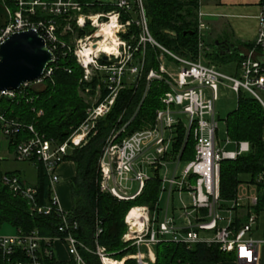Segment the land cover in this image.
Instances as JSON below:
<instances>
[{"label":"built area","instance_id":"built-area-1","mask_svg":"<svg viewBox=\"0 0 264 264\" xmlns=\"http://www.w3.org/2000/svg\"><path fill=\"white\" fill-rule=\"evenodd\" d=\"M13 2L16 10L12 14L5 10L9 18L0 28V44L10 34L33 30L52 53V63L54 53L61 49L65 50L72 54L76 64L81 68V81L89 83L94 76L97 84L93 94H90L89 87L82 88L81 91L85 95L90 94L89 98L92 97V100L84 109L82 122L63 142L48 140L36 133L32 124H21L0 114V138L3 141L6 142L20 132H26L28 136L15 144L12 160L16 163L34 161L40 163L47 179L49 196L45 203L37 204L35 188L23 184L13 175H3L2 185L13 195L24 199L30 212L43 215L54 212L60 217V223L56 228L59 236L43 237L35 230L20 229L0 234V264H45L44 260L53 256L54 240L61 242L73 264H85L78 247L96 255L100 264H104V259H113L97 243V236L101 231L97 223L92 236V249L89 250L73 237L71 232L76 228V224L66 219L65 212L58 208L56 198L50 193V189L58 180L56 169L65 160L69 151L73 147H79L95 132V124L107 115L118 92L130 85L135 86L139 81L146 45L155 48L158 53L155 57L157 69L148 70L144 76V93L150 82H162L167 88L160 98L162 108L154 112L153 123L149 128L135 131L114 143L115 136L123 132L124 126H121L106 140L97 161L98 189L118 200H129L138 195L145 182L156 174L159 179L158 199L160 194L165 193L166 204H169V196L175 193L179 202L176 210L182 225H176L172 217L167 215L158 220L157 203L151 211L146 206H133L138 209V216L132 217L135 218V226L126 220L128 210L124 216L126 230L121 237L124 241H130L136 248V252L130 257L136 264H152L154 257L148 256V250L161 240H170L183 243L187 248L196 243L216 245L220 252L231 254L235 264H258V246L264 243V238L251 237L258 218V213L254 211L258 200L257 189L253 195L246 196L244 220L238 226H235V221L241 216L236 214L235 208L239 207L240 201L234 197L228 200L229 204H223L224 200L219 198L218 191L220 163L234 161L237 157L249 153L250 145L245 141L232 142L225 135L223 144L219 146L214 102L218 86H221L236 98L241 93L252 98L264 113V64L258 61V57L264 58V7H260L254 16L256 22L254 46L236 62V71L227 76L206 61L205 55L209 51L205 47L203 33L205 15L199 9L196 17L194 59L172 54L154 42L146 28L141 2L134 0L137 17L133 23L139 31L137 39L134 42L119 39L117 44L112 46L116 48V53L97 52L92 57L90 53L86 61L81 56L83 48L73 51L70 42L66 44L59 38L72 33L71 24L77 28H83L85 24L92 26L96 23L97 17L104 18L100 25L108 24L113 15L118 17V24L121 26L119 31L113 30L115 37H118L131 22H119L120 12L130 13L133 5L131 0H112L114 10L91 15L82 14L80 6L71 0L50 2L13 0ZM37 11L38 14L48 15L50 18L35 19ZM55 18L63 22L58 32L59 26ZM94 37L97 38V35ZM90 38V34L82 37L88 46L96 43H90ZM80 41V38L76 39V42ZM166 59L174 66L176 73H170L164 68ZM99 60L102 63L97 64ZM51 72L52 69L48 66L38 79L23 83L16 91L0 92V98H13L15 93L38 88L50 77ZM128 78H132L134 82L131 83ZM101 90L104 92L103 96ZM36 115H40V112ZM178 124L184 131V138L191 134L194 141L193 158L183 162L181 169L178 168L179 154L172 153L171 150ZM228 145L232 148L225 149ZM170 164H173V169L169 175ZM254 180V187L256 184L264 185V172L258 174ZM134 184L136 187L131 193V185ZM181 194H186L189 202L185 203ZM220 211L225 212L226 216H221Z\"/></svg>","mask_w":264,"mask_h":264},{"label":"trees","instance_id":"trees-1","mask_svg":"<svg viewBox=\"0 0 264 264\" xmlns=\"http://www.w3.org/2000/svg\"><path fill=\"white\" fill-rule=\"evenodd\" d=\"M50 2L51 0H41ZM143 9L146 28L160 47L168 52L184 58L196 57V19L194 12L197 0H140ZM80 6V12L86 14L107 13L115 8L111 2L103 0H71ZM258 5L264 7V0ZM135 7V6H134ZM119 13V22L131 21L119 33L122 41H129L132 36L136 39L138 28L134 25L133 14ZM5 9L9 14L15 10L13 0L0 3V28L6 24ZM48 15L36 14L35 19L47 20ZM58 23L57 32L63 26L61 19L55 18ZM77 36L88 35V25L77 28L71 24ZM68 44L69 34L59 38ZM213 54H206L205 58L211 63L212 57L220 55L211 45ZM72 48V47H71ZM158 51L145 46L143 52V68L140 79L135 86L130 85L120 90L113 106L107 115L95 124V132L79 147H73L65 160L72 162L74 176L69 181L72 207L65 212L66 219L73 221L76 228L72 230L73 237L89 250L92 249V236L95 224H98L100 233L97 243L105 252L121 264L119 259L134 252V246L128 245L121 237L126 230L124 216L133 206H146L150 211L156 205L159 193V179L156 174L145 182L140 193L129 200H118L106 192L98 189L97 161L106 140L124 126L123 132L113 139L118 143L122 138L135 131L149 128L153 123L154 112L162 105L160 98L167 88L160 81L148 84L144 93V76L150 69L156 70L155 57ZM234 56L239 60V55ZM102 63L101 60L98 61ZM212 64V63H211ZM51 75L35 89H26L23 93H15L13 98H0V114L21 124H32L36 133L48 140L63 142L70 133L84 119L85 104L78 97L77 90L84 86L90 88L93 94L96 79L89 83L81 81L82 70L76 64L71 53L59 50L54 53V62L49 65ZM101 96L104 92L100 91ZM40 112V115H36ZM226 137L232 142L245 141L250 145L249 153L237 157L234 161H224L219 165L218 191L219 198L224 201L235 197L238 176L248 175L249 183L255 184V177L264 172V113L256 101L247 96L238 95L235 108L223 120ZM26 132H20L6 141L9 150H13L16 143L26 139ZM194 141L191 134L184 138V131L180 124L176 126L175 138L172 143V153L179 154L180 162H187L193 158ZM36 170L35 201L45 203L49 196L47 179L38 162H33ZM3 175H13L1 172L0 158V226L7 225L22 231L35 230L43 237L59 236L56 231L60 217L50 212L37 214L30 212L26 201L13 195L7 187L2 185ZM15 176V175H13ZM17 177V176H16ZM18 178V177H17ZM258 192L255 212L264 208V185L256 184ZM127 215V214H126ZM244 217L235 221L238 226ZM85 264H100L96 255L78 247ZM154 259L152 264H199L201 262H216L232 258L218 250L216 245L196 243L187 248L183 243L170 240H161L153 245ZM45 264H73L71 259L57 261L53 256L44 260ZM122 264H135L131 258H125Z\"/></svg>","mask_w":264,"mask_h":264},{"label":"crops","instance_id":"crops-1","mask_svg":"<svg viewBox=\"0 0 264 264\" xmlns=\"http://www.w3.org/2000/svg\"><path fill=\"white\" fill-rule=\"evenodd\" d=\"M5 1L6 0H0V3L3 4ZM106 1L112 2V0H106ZM258 3L259 0H200L199 1L197 5L198 9L202 14L205 15L203 21L210 22L216 28L218 22H224L229 27L228 33H225L223 28H221L217 33L218 36L221 35L223 38L220 40L222 41L220 43H223V46L215 48L216 51L220 53V56H223V54L235 53L238 54L240 58L241 56L244 55L242 54V52L245 50V46H247L249 43H252V41L255 38L256 22L254 20V16L258 13L260 9ZM222 19L224 21H219ZM230 35L232 38L230 37ZM4 145H5V149L2 153H0L1 168L4 167L2 169L3 173L13 174L17 176L18 179L23 184L33 187L36 183L35 165L29 162H24V163L14 162L12 160V150H9L7 148L6 142L4 143ZM56 174L58 180L55 183V185H53V187L50 189V193L55 196L56 204L58 208L63 212H67L72 207V200H71L70 187H69V181L74 176V166L72 162L67 160L61 162L56 169ZM130 192L131 193L133 192L132 185ZM235 197L240 201V205L239 207L235 208V212L237 215L243 218L245 214L246 197L238 198L236 193H235ZM165 198L166 201L163 207L160 208L159 199L157 202L158 220H160V218L163 215L171 216L174 223L176 225L181 226L182 220L181 218L178 217V211L176 210L177 205H173V203H171L170 205L166 204L167 202L166 195ZM181 198L185 203L189 202V198L188 196H186V194H181ZM229 203L230 201L226 202V204ZM257 230L258 228L256 224L255 230L251 232V237L255 239L264 238V229L260 230V233L256 235L255 231ZM55 243L58 244L59 250L61 251L60 257L55 259L57 261H67L69 259V256L67 255L64 246L58 240H54L52 242L53 256H54ZM148 256L152 258L154 257L153 248L148 250ZM199 264H235V262L232 258H228L216 262H201ZM258 264H264V243H261L258 246Z\"/></svg>","mask_w":264,"mask_h":264},{"label":"rangeland","instance_id":"rangeland-1","mask_svg":"<svg viewBox=\"0 0 264 264\" xmlns=\"http://www.w3.org/2000/svg\"><path fill=\"white\" fill-rule=\"evenodd\" d=\"M131 1L133 3L132 12H135V14H133L134 19H135V17H137V12H136L137 7H136V4H135L134 0H131ZM199 1L200 0H197V5H198ZM197 10H198V6H197V8H196V10L194 12L195 19L197 17ZM91 14H92L91 12H87L86 13V15H91ZM8 18H9V16L6 14L5 15V19L2 17L1 21L2 20L3 21L6 20V22H7ZM103 19L104 18H100V19L98 18L95 24H93L92 26H88L87 27L88 28V30H87L88 33L87 34H90V37H91L89 42L92 43V44L96 42L95 44H93L95 47L98 44H100V43H102L101 46L103 44L105 45V42H104L105 38L103 37L102 34H101L102 35L101 37L103 39H101V38L99 39V38H95L94 37L95 35L98 34L99 27H100L98 25H100L101 23L104 22ZM219 21H224V20L222 19V20H219ZM203 24H204V27H205L204 30H203L204 37H205V47H207V49L209 51L208 54H213V50L211 48L212 42L216 41L217 43H220V42H222L220 40L223 39L222 36L221 35L218 36L217 33L219 32V30L221 28L224 29L225 33H228V31H229L228 28L229 27L224 22H218L217 28L214 25H212L210 22L203 21ZM85 25H87V24H85ZM230 37H231V35H230ZM77 38H79V37L72 30V33H69V42H70L69 44L72 46L73 51H78V50H80L82 48H85V49L86 48L87 49L91 48V46H88L87 41H83L82 37H80L81 41L79 43L76 42ZM136 39H137V37H136ZM233 40H234V37H233ZM129 41L130 42H134L135 39L131 36L129 38ZM106 43H107V41H106ZM253 46H254V40L252 41V43H249L247 46H245V50L242 52V54H246L249 49H252ZM97 48H99V47H97ZM92 55L94 56L96 54L95 53H91L90 57H92ZM237 61H238L237 57L235 58L234 56L230 57V56H220V55H218L217 57L213 56L212 59H211L212 65L215 68H217V70H219L221 73H223V74H225L227 76H231L236 71V62ZM169 62L170 61L168 59H166V63L163 65L164 68L167 71H169L170 73H173V74L176 73V71L174 69V66L172 64L170 65ZM97 64H100V63L97 61ZM93 78L95 79V77L93 76L91 78V80H93ZM128 80H130L131 83L134 82V80L132 78H128ZM77 95L83 101V103L85 104V107L92 100V97L89 98L90 94H86L85 95L81 91V89L77 90ZM240 95L246 96L244 93H241ZM235 105H236V97L229 90H227L225 88H222L221 86H218L217 98H216V100L214 102V113H215V118L217 119V122H218V125H217V138L220 141V142H218L219 146H221L223 144V140L225 139V132H224L225 129H224L223 120L225 119L226 115L235 108ZM153 119H154V117H153ZM179 119L182 120V117H180ZM4 143H5V141H3L2 138H0V153H2L4 151V149H5ZM231 148L232 147L230 145L225 147V149H231ZM10 165H12V164H10ZM182 167H183V162H180L178 164V168L181 169ZM3 168L4 167L1 168V172L2 173H3V170H2ZM172 169H173V164L168 165V173H169V175L171 174V170ZM238 182L239 183L236 185V195H237L238 198H244V197H246L248 195H253L256 192V187H254L253 184L249 183V176L248 175H240V176H238ZM97 186H98V184H97ZM135 187H136L135 184L132 185V190L133 191H134ZM165 201H166L165 193H162V196L160 194V197H159L160 208L164 206ZM168 202H169L168 205H170L171 203H173V205H178L179 202H178L177 197L175 196V193H173L172 195L169 196ZM225 203H226V201H223V204H225ZM219 214L221 216H226V213L223 212V211L222 212L220 211ZM219 222H222V221H219ZM218 224H221V223H218ZM257 228H258V230L255 231L256 235H258L260 233V230L264 229V208H263V210H260L258 212ZM253 230H255V226H254ZM12 231H13V228H11L10 226H7V225H1L0 226V234H2V233H11ZM124 242H128V245H132L130 243V241H124ZM135 252H136V248L134 247V252L132 254H128V255L124 256L123 258L119 259L121 261V264H122V262H123V260L125 258L133 259L130 256L133 255ZM60 255H61V251L59 250L58 244L55 243L54 244V256L53 257L54 258H58V257H60ZM117 263H119V262H117Z\"/></svg>","mask_w":264,"mask_h":264},{"label":"water","instance_id":"water-1","mask_svg":"<svg viewBox=\"0 0 264 264\" xmlns=\"http://www.w3.org/2000/svg\"><path fill=\"white\" fill-rule=\"evenodd\" d=\"M214 48L223 43H212ZM53 55L33 30L10 34L0 44V92H12L38 79L52 63ZM264 64V58L258 57Z\"/></svg>","mask_w":264,"mask_h":264},{"label":"bare ground","instance_id":"bare-ground-1","mask_svg":"<svg viewBox=\"0 0 264 264\" xmlns=\"http://www.w3.org/2000/svg\"><path fill=\"white\" fill-rule=\"evenodd\" d=\"M103 25H107V24H103ZM102 25H100L99 27V31H98V34H97V38H101L103 39L101 36L103 35V37L105 38V45L103 44L101 46L102 43L98 44L96 47L91 45V48L89 49H85L83 48L81 50V56L84 57V59H86V61L89 59V54L90 53H97V52H100V53H104V54H107L106 52L104 51H97L98 49H101V47H112L113 46V39L114 37L113 36H108L107 33L103 30V28L101 27ZM101 31V32H100ZM102 34V35H101ZM107 41V43H106ZM99 47V48H97ZM75 141H77V138H75ZM138 216V209L136 207H133L131 208L127 215H126V220L128 223H132L134 226H135V218L132 219V217H136ZM104 264H119L117 263L116 261H114L113 259H104L103 260Z\"/></svg>","mask_w":264,"mask_h":264},{"label":"clouds","instance_id":"clouds-1","mask_svg":"<svg viewBox=\"0 0 264 264\" xmlns=\"http://www.w3.org/2000/svg\"><path fill=\"white\" fill-rule=\"evenodd\" d=\"M99 17H97L98 19ZM103 30L107 33L108 36H113L115 37V31H119L120 25L118 24V17L113 15L110 17V22L107 25H102L101 26ZM115 30V31H113ZM119 41L118 37H115L113 39V45H116L117 42ZM104 51L106 53H116V48L115 47H101V49H98L97 51Z\"/></svg>","mask_w":264,"mask_h":264}]
</instances>
